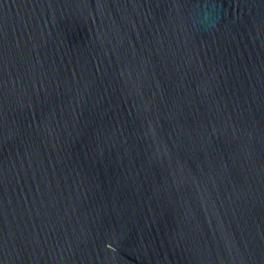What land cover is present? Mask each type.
Listing matches in <instances>:
<instances>
[{"label": "water", "instance_id": "1", "mask_svg": "<svg viewBox=\"0 0 264 264\" xmlns=\"http://www.w3.org/2000/svg\"><path fill=\"white\" fill-rule=\"evenodd\" d=\"M0 264H264V0H0Z\"/></svg>", "mask_w": 264, "mask_h": 264}]
</instances>
